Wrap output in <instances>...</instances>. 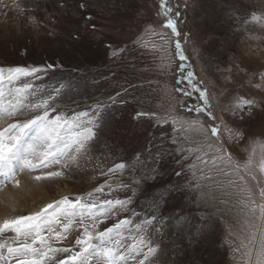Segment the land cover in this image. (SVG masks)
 Returning a JSON list of instances; mask_svg holds the SVG:
<instances>
[{
    "label": "rangeland",
    "instance_id": "374dc122",
    "mask_svg": "<svg viewBox=\"0 0 264 264\" xmlns=\"http://www.w3.org/2000/svg\"><path fill=\"white\" fill-rule=\"evenodd\" d=\"M167 7L179 36L165 27L169 17L162 14L161 0H2L0 67L53 66L38 73L40 79L5 82V92L30 83L26 103H38L63 85L50 102L58 113L72 117L88 112L85 121L93 113L101 117L95 137L75 162L29 170H60L63 175L34 179L36 185L23 193V201L28 199V209L36 208H22L10 220L30 216L65 196L98 205L127 199V211L110 215L99 226L103 230L130 221L121 229L125 255L132 237L146 236L157 251L145 264H255L257 254L264 257L262 214L258 208L250 211L264 204V0H167ZM177 40L186 60L176 55ZM196 89L207 92L216 121L195 111L204 107ZM239 98L253 104L236 106ZM98 104L104 107L97 113ZM42 111L25 110L0 120V131ZM193 122L205 129L215 123L220 143L207 131L190 129ZM221 144L231 153L230 163L219 159ZM13 183L0 175V192ZM100 186H105L103 192L95 193ZM45 197L51 200L43 205ZM63 223L61 217L52 232L43 227L46 245L80 251L76 239L82 229L75 225L65 239H55ZM84 223L92 230L91 221ZM21 229L27 231L24 225ZM1 236L6 247L0 252L7 264L22 259L56 264L70 255L56 253L53 260L49 253L44 258L40 251L47 247L33 244L32 236H18L14 230ZM25 243L39 245L40 251L18 254L9 262L7 247ZM146 254L147 246L127 264H139Z\"/></svg>",
    "mask_w": 264,
    "mask_h": 264
},
{
    "label": "snow or ice",
    "instance_id": "6c2138e0",
    "mask_svg": "<svg viewBox=\"0 0 264 264\" xmlns=\"http://www.w3.org/2000/svg\"><path fill=\"white\" fill-rule=\"evenodd\" d=\"M0 3H2V0H0ZM161 9L162 14L169 17L172 9L167 7V0H161ZM165 27L170 28L176 36L180 35L176 28V23L171 17L168 18ZM175 49L176 55L180 60L187 59L179 40L175 42ZM52 67V65L47 66V68ZM47 68L14 67L5 69L0 67V120L23 115L25 110L37 111L43 109L41 114L35 115L23 122L10 123L7 128L0 131V175L5 176L10 182H15L16 187L20 186V182L17 180L18 171L25 169L36 171L40 168H49L52 165L61 164L62 161L66 160L75 162L78 155L84 150L86 142L95 137L96 132L94 129L99 127L98 122L101 117L96 113H93L91 118L85 121L82 118L88 117V112L76 113L72 117L57 112V109L50 102L60 95L63 85L54 90L55 95H49L47 99H43L38 103H26L28 96L31 94L32 84L30 83H25L23 86L14 89L9 88L7 93L2 87L5 82L11 85L14 81L20 80L21 77L40 79L41 77L37 74L45 72ZM180 70H183L182 66ZM192 76L193 73L189 72L187 79L190 83ZM179 82L180 80L177 81V83ZM196 90L200 91L204 107L196 108L195 111L205 112L210 120L216 121L217 117L209 111L211 105L207 92L199 89ZM6 95L12 98L6 100ZM185 95H190V93L186 92ZM112 99L114 100L115 98ZM235 103L236 106L241 104L251 106L253 104L251 100L245 98H239ZM102 107L104 105L98 104L96 106L97 113ZM138 115L148 114L138 113ZM190 129L207 131L212 138L220 143V128L215 123L205 129L202 123L197 125L196 122H193L190 125ZM217 152L221 153L219 159L222 162H231V153L225 151L222 144L221 147L217 148ZM213 162L215 163V160ZM202 163L207 164V161L202 160ZM17 164L20 165L19 169L16 167ZM67 166L66 163L63 165V167ZM234 167L238 168L239 166L234 165ZM123 168L124 165L117 166V169ZM109 171H115V169H109ZM62 175V171L52 170L37 175L34 179L36 181L49 180L61 177ZM253 179L255 178L253 177ZM2 186L0 185V187ZM104 187H97L94 192H103ZM87 195L91 198L93 193H88ZM260 195L264 197V189H261ZM83 200L84 197H77L75 202H73V200L65 196L62 200L57 201L55 204H47L40 211L30 216L5 220L3 225L0 226V233H3L4 230H14L18 236H32L33 244L39 241L41 245L47 247V251H40L27 243L21 248L7 247L8 256L14 257L17 254L37 253L40 251V255L44 258H47L49 253H52V259L55 260V254L63 252L70 253V255L65 259L56 260V264H93V261H96V264H101V262L103 264H127L129 257L134 258L135 254L142 252L144 247L147 246V254L139 262V264H145L149 256L156 253L157 249L151 246L146 236H142L139 240L136 237H132L133 243L126 245L128 250L127 255L121 251L125 247L122 244L125 237L121 234V229L130 223L128 219L120 220L111 227L99 230L100 224L105 223L110 215L127 211L126 205L130 202L129 200H104L99 205L96 202L82 203L81 201ZM250 202L255 203L254 201ZM257 208L260 210L262 216H264V204L257 205L256 208H252L250 211L255 212ZM49 209H54L51 215L48 214ZM55 209L59 210L56 211ZM61 217H63L66 223H63L60 232L55 233V239L57 241L65 239L66 234L75 225L77 229H82V236L76 239V245L81 246L80 251H73V249L67 247L52 248L46 245V241L42 235L43 227L47 225L48 231L52 232L53 225L61 223ZM85 219L91 221L92 230L84 223ZM21 225H24L27 231H22ZM137 229L142 231L143 226L137 225ZM94 240L98 241V243H93ZM5 247L6 243L0 244V249ZM0 260L5 261V264H7V258L3 256L2 252H0ZM17 264H41V261L22 259L18 260ZM255 264H264V257L257 254Z\"/></svg>",
    "mask_w": 264,
    "mask_h": 264
},
{
    "label": "bare ground",
    "instance_id": "6f19581e",
    "mask_svg": "<svg viewBox=\"0 0 264 264\" xmlns=\"http://www.w3.org/2000/svg\"><path fill=\"white\" fill-rule=\"evenodd\" d=\"M16 167H17V169L20 168L19 164H17ZM21 172L22 171H20V173H18V175H20ZM41 174L42 173H40V172L32 174L30 171L26 170V172H25V170H24V172H22V174L19 178V182L21 183L20 185H25V188L23 189V191L20 190L19 187H16L15 183H13L7 189L0 192V226L3 225V222L5 220L13 219L17 215H19V213L21 211L20 209H22V208L25 210H26V208L28 209L29 206L28 205L26 206V203H25L28 199L26 198L27 200L25 199L26 201L25 202L23 201V199L25 198V195L23 196V193L24 194L26 192H28V194L31 193L30 191L32 190L34 185H36L34 177L37 175H41ZM28 194H26V195H28ZM50 200L51 199H49L48 197H45V200H43L41 203H43V205H44L46 202H48ZM34 208H36V207H34ZM34 208H29L28 210L30 212H32V210ZM262 220L264 222V216H262ZM260 232H259V234H260ZM0 238H2L1 233H0ZM17 246H18V244H17ZM28 256H30V255H25L23 258H26ZM19 257L20 256L18 254L14 257H10L9 262L13 263V261H15ZM0 264H5V261L0 260Z\"/></svg>",
    "mask_w": 264,
    "mask_h": 264
}]
</instances>
